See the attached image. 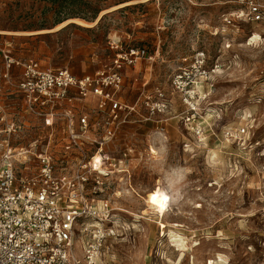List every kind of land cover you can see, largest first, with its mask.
Masks as SVG:
<instances>
[{
    "label": "rangeland",
    "instance_id": "374dc122",
    "mask_svg": "<svg viewBox=\"0 0 264 264\" xmlns=\"http://www.w3.org/2000/svg\"><path fill=\"white\" fill-rule=\"evenodd\" d=\"M238 1L0 0V141L14 149L41 136L42 120L25 111L22 69H7L5 56L76 77L109 66V41L144 48L150 58L124 78L119 96L137 108L115 149L130 157L123 171H105L99 198L109 202V216L103 225L87 222L91 234L77 232L79 259L93 252L90 264H264V25L225 26L222 16L238 10ZM69 11L102 15L90 27L54 30ZM196 52L206 57L203 74L191 68ZM182 70L190 75L183 83L194 93V112L173 86ZM158 89L169 106L146 120L143 101ZM242 127L241 139L225 135ZM157 188L171 196L162 217L146 204Z\"/></svg>",
    "mask_w": 264,
    "mask_h": 264
},
{
    "label": "built area",
    "instance_id": "2783aa9c",
    "mask_svg": "<svg viewBox=\"0 0 264 264\" xmlns=\"http://www.w3.org/2000/svg\"><path fill=\"white\" fill-rule=\"evenodd\" d=\"M237 5L238 10L222 16L225 26L264 25V0H239ZM108 48L109 66L82 77L67 68L41 67L33 59L16 62L5 56L7 69H22L18 90L25 111L42 120V133L28 149L12 148L9 139L0 141L4 148L0 150V264H90L93 252L85 260L76 257L75 238L77 232L91 234L87 222L102 224L109 216V202L99 198L107 187L102 178L105 171H119L130 157V150L119 147L117 151L115 146L137 108L119 96L125 71L150 59L144 48H123L120 41H109ZM205 65L204 52H196L191 68L203 74ZM187 74L179 71L173 86L183 92V103L194 112L189 101L194 93L186 91L183 83ZM90 101L95 105L87 112L84 105ZM143 105L146 120L165 113L169 106L159 89L146 96ZM193 133L199 136L201 129ZM246 134L242 127L227 129L225 135L236 140ZM95 157L98 168L93 166ZM28 165L33 171L24 176Z\"/></svg>",
    "mask_w": 264,
    "mask_h": 264
},
{
    "label": "bare ground",
    "instance_id": "6f19581e",
    "mask_svg": "<svg viewBox=\"0 0 264 264\" xmlns=\"http://www.w3.org/2000/svg\"><path fill=\"white\" fill-rule=\"evenodd\" d=\"M102 14H100L98 16L97 19H95L94 22L92 23H86L82 20H79V19H68L60 24H58L54 30H58L66 25H68L69 23H75V24H78L80 26H84V27H90V26H93L99 19V17L101 16ZM43 32V31H42ZM258 38V35H254L252 37V40H255ZM151 153L153 154H157L156 150L151 148L150 150ZM93 166L95 168H98L99 167V159L98 157H95L94 160H93ZM166 198V199H165ZM171 202V196L170 194H167L166 192H164L161 188H157L153 191H151L147 197H146V204L152 208L153 210H155L159 216H163L164 212L168 209L169 207V204ZM208 264H213V262H209Z\"/></svg>",
    "mask_w": 264,
    "mask_h": 264
},
{
    "label": "trees",
    "instance_id": "16d2710c",
    "mask_svg": "<svg viewBox=\"0 0 264 264\" xmlns=\"http://www.w3.org/2000/svg\"><path fill=\"white\" fill-rule=\"evenodd\" d=\"M47 2H49L50 4H55L57 2H60L62 0H45ZM91 13H87L85 11H69L68 13H65L62 17V19H59L57 21V24H60L62 22H64L65 20L71 19V18H79L85 21H94L99 13V11H90Z\"/></svg>",
    "mask_w": 264,
    "mask_h": 264
},
{
    "label": "crops",
    "instance_id": "0c3cea01",
    "mask_svg": "<svg viewBox=\"0 0 264 264\" xmlns=\"http://www.w3.org/2000/svg\"><path fill=\"white\" fill-rule=\"evenodd\" d=\"M114 41H116V40H114ZM137 64H138V63H137ZM137 64H136V65H137ZM136 65H135V66H136ZM135 66L133 67V69L135 68ZM127 72H128V70L125 71V75H127Z\"/></svg>",
    "mask_w": 264,
    "mask_h": 264
},
{
    "label": "water",
    "instance_id": "95a60500",
    "mask_svg": "<svg viewBox=\"0 0 264 264\" xmlns=\"http://www.w3.org/2000/svg\"><path fill=\"white\" fill-rule=\"evenodd\" d=\"M98 20H99V19H98ZM96 23H97V22H96ZM96 23H95V24H96ZM69 24H75V23H69ZM69 24H68V25H69ZM66 26H67V25H66ZM64 27H65V26H64Z\"/></svg>",
    "mask_w": 264,
    "mask_h": 264
},
{
    "label": "snow or ice",
    "instance_id": "6c2138e0",
    "mask_svg": "<svg viewBox=\"0 0 264 264\" xmlns=\"http://www.w3.org/2000/svg\"><path fill=\"white\" fill-rule=\"evenodd\" d=\"M166 199V198H165Z\"/></svg>",
    "mask_w": 264,
    "mask_h": 264
}]
</instances>
